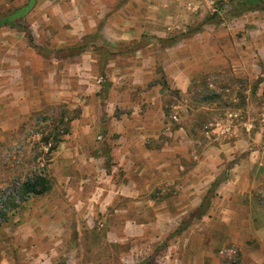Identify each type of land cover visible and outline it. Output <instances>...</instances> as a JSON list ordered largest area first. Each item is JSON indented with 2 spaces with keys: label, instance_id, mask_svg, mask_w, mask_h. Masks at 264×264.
I'll return each mask as SVG.
<instances>
[{
  "label": "rangeland",
  "instance_id": "rangeland-1",
  "mask_svg": "<svg viewBox=\"0 0 264 264\" xmlns=\"http://www.w3.org/2000/svg\"><path fill=\"white\" fill-rule=\"evenodd\" d=\"M26 1L0 0V15ZM226 1L36 0L21 23L29 35L0 29L1 259L264 264V22L251 24L264 13L231 17ZM83 39L79 56L58 51ZM103 42L112 57L93 51ZM79 60L85 68L74 65ZM13 68L19 99L5 82ZM181 79L184 95L175 88ZM132 111L162 116L159 138L144 145L172 147L177 190L105 199L94 182L102 178L110 190V180L95 162L53 165L60 146L106 155L115 140L111 119ZM178 128L188 137H176ZM36 178L48 191L23 200ZM211 195L205 214L196 213Z\"/></svg>",
  "mask_w": 264,
  "mask_h": 264
},
{
  "label": "crops",
  "instance_id": "crops-1",
  "mask_svg": "<svg viewBox=\"0 0 264 264\" xmlns=\"http://www.w3.org/2000/svg\"><path fill=\"white\" fill-rule=\"evenodd\" d=\"M243 18L241 17L239 20H242ZM259 22H264V14H262L258 20H252L251 24L255 26L258 25ZM108 40L110 39L108 38ZM122 40L127 39L122 38ZM85 57L86 55H83L80 60H83ZM80 60L76 61L74 65L79 69L85 68L86 61ZM90 63L92 64L91 66H93V61H90ZM135 69L138 68L135 67ZM9 71L12 72L13 76H8L5 79V82L11 86V89L14 88V90L10 89L9 91H12L14 95L16 94L15 98L19 99V85L22 83L19 69L13 68ZM177 73L184 75V70L181 66L177 68ZM141 82L142 79L140 80L137 76L133 79L134 84H140ZM175 88L184 95L187 92L188 86L181 79L175 83ZM19 104L25 106L24 108L26 110L21 112V114H25L28 111L26 103L19 101ZM137 107L138 103L134 104L132 110L135 111ZM134 111L131 112L129 117L120 116L118 119H111V126H113L115 140L110 150L106 152V155L109 158L108 165L104 163L107 158L106 155L102 154L99 149H95V153L90 154L89 152H77L78 148L73 146H60L58 150L62 151L65 154V157L63 156L64 159L60 160V157H58L60 151H58L56 153L57 157L55 156L53 158V165L55 166L59 161L76 163V160H78L80 163L90 166L91 162H95L101 168L99 172L101 171L104 176L110 180L109 186L112 190L107 189L106 186H100L98 184L99 181H102V178H99L100 180L94 182L95 189L98 190L95 194H98L99 196L103 195V198L105 199L106 197L108 199L114 198L117 195L128 199H134L141 192L150 195L155 188H159L162 191V194H164L165 190L170 186H174L176 189L179 187V184L173 178V175L176 172L175 169H173L175 163H172V155L169 156V152H173L172 147H168L166 144H161V141L155 143L156 145L154 146H151L150 144L144 145V139L146 138L148 143H152L153 140L159 138L156 131H160V127L164 124L162 116L158 114L159 111H156L155 115H140L136 114ZM175 134L176 137H179L181 140L184 137H188V134L183 128H178ZM175 149L177 150L178 147H175ZM68 154H77L79 155V158L75 159L71 156V158L67 160L69 157L66 155ZM115 171L120 175H114ZM120 176V181L112 180V177H117L118 179ZM88 181V179L83 180V182ZM191 187H193V184H191ZM188 195H192V192ZM166 215L167 213L164 214V216ZM0 264L9 263L6 259L3 260V258H0Z\"/></svg>",
  "mask_w": 264,
  "mask_h": 264
},
{
  "label": "trees",
  "instance_id": "trees-1",
  "mask_svg": "<svg viewBox=\"0 0 264 264\" xmlns=\"http://www.w3.org/2000/svg\"><path fill=\"white\" fill-rule=\"evenodd\" d=\"M35 2H36V0H27L24 5L17 7V8H14L13 10L8 11L6 14L0 15V29H2V28L21 29V30H24L25 32L27 31V34L29 35L28 30L25 29L21 25V23L24 21L25 15L31 10V8L34 6ZM221 3L223 4V2H221ZM226 3L229 4V6H230L229 15L231 17H239V16H242V15L250 13V12H263L264 13V0H227ZM213 16L214 15L209 16L208 19L206 20V22L212 23ZM193 32H194V34H197V33H199V30L196 29ZM157 41L159 43H167L166 39H157ZM173 44H175V42H170L166 46H164V48L170 47ZM85 46H86L85 39H83L78 44H76V46H74L73 48L72 47L63 48V49H60L58 51H60V52L69 51V54L71 56H79L86 51ZM106 48H108V45L105 42H103L102 47H99L98 49L93 48V51H96L97 55L101 56V58H105L107 55L112 57V54H110ZM109 60H111V59H109ZM255 89H254V91H255ZM56 142H57V144L60 143V141H58V140ZM47 191H48V187H46L45 179L36 178L34 183H26L24 185V187H23V200H27L29 198V196H31V195H33V196L44 195ZM211 197H212V195L203 197V199L201 200V204L194 211L196 213L200 212L201 214H205V210L209 206ZM201 214H200V216H201ZM180 232H181L180 229L175 230V234L177 236L180 234ZM116 248H118V245H113V244L106 245V249H110L111 251H113ZM59 264H64V263H59ZM141 264H149V262L146 261V262L141 263Z\"/></svg>",
  "mask_w": 264,
  "mask_h": 264
},
{
  "label": "built area",
  "instance_id": "built-area-1",
  "mask_svg": "<svg viewBox=\"0 0 264 264\" xmlns=\"http://www.w3.org/2000/svg\"><path fill=\"white\" fill-rule=\"evenodd\" d=\"M0 208H1V206H0Z\"/></svg>",
  "mask_w": 264,
  "mask_h": 264
}]
</instances>
